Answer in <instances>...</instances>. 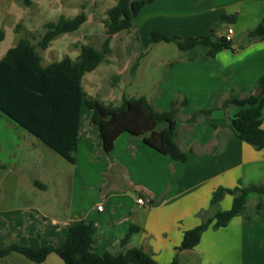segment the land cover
Here are the masks:
<instances>
[{"label":"crops","instance_id":"crops-1","mask_svg":"<svg viewBox=\"0 0 264 264\" xmlns=\"http://www.w3.org/2000/svg\"><path fill=\"white\" fill-rule=\"evenodd\" d=\"M103 2L106 3L101 12L114 6L117 0H30V3L0 0V29H4L5 21L10 20L0 43V59L21 37L26 36L27 31H37L36 23L29 26L24 23L25 8H28L26 12L34 8L58 14V17H73L82 10L86 11L87 21L78 30L61 34L47 48L38 49L43 66L61 62L66 57L76 60L80 55L78 44L95 46L90 42L88 30L82 35L79 33L84 27L101 26L93 22L90 7L93 3L100 6ZM221 14H237L234 22L224 23L218 35L224 34L232 26L235 31L233 41L238 46L236 50L223 49L215 57L190 59L205 56L207 50H195L201 45L190 51L178 48L180 55L169 61V71L157 85L156 93L162 92L161 101L146 97L156 108L166 110L159 102L165 101L167 92H178L181 95L179 100L185 98L189 102L191 96L201 101H220L233 88L241 96L251 94L258 78L264 73V39L247 41V32L264 18V0H153L147 3L135 19L132 37L122 36L117 41L119 33L115 34L110 42L112 52L94 70L83 75L85 91L115 107L122 105L125 95L141 96L136 93L133 81L137 79L143 63L154 48L164 49L168 46L163 43H173H152L151 31L159 30L183 38L208 34ZM18 24L23 25L24 32L20 29L16 31ZM103 29L105 31V27ZM105 38L104 32L100 46ZM30 39L38 43L37 39ZM142 52L143 57L133 72L132 66ZM162 63L165 64V61ZM189 92L195 94L189 95ZM169 98L172 103L173 97ZM225 109H228L227 113L222 108L217 110L222 115L212 112L209 120L202 117L193 122L189 119L192 114H187L182 121H177L178 144L189 154L187 161L179 162L153 149L141 137H132L126 132L117 138L113 151L105 154L100 130L90 123L92 112L83 103L75 161H69L72 167L66 181L68 199H73L75 192L72 173L80 177L77 187L87 195L88 189L97 185L99 196L105 200V204L104 210H98L101 203L98 197V214L93 215L90 210L82 211V215L75 220L65 213L62 225L67 228V233L71 222L94 221L98 227L95 235L97 251L104 253L107 250L120 251L121 239L132 226H136L139 229L132 232L126 246L143 247L161 264H171L177 253L181 264H190L191 260L196 264H264V208L251 220L236 216L225 227L215 229L211 225L196 247L176 250L183 240L184 231L194 228L218 209L231 207L233 196L230 194H226L217 205L211 203L213 191L218 186L264 184V150H256L235 135L231 120L239 108L229 106ZM2 117L7 119L0 112V121H3ZM15 127L23 129L19 125ZM32 143L38 146V154H41V145L46 144L43 141L39 142L41 145L36 144L33 140ZM50 149V152L43 151L50 161L38 164L51 167V156H61ZM57 160L60 162V159ZM6 162L11 164L10 161ZM13 164L16 165V162ZM49 180L40 170L33 183L35 187L47 190L51 183ZM53 181L52 184L55 183ZM103 187L109 189L102 192ZM140 196H143L144 203L138 202ZM251 199H256V203L260 199L264 201V194H249L247 212ZM90 204L95 209V203ZM254 210H257L256 205ZM105 220L109 222V227L114 222L119 225L118 228L112 231L103 229L101 224ZM50 242L58 245L53 239ZM16 260L13 258L12 263Z\"/></svg>","mask_w":264,"mask_h":264},{"label":"trees","instance_id":"trees-1","mask_svg":"<svg viewBox=\"0 0 264 264\" xmlns=\"http://www.w3.org/2000/svg\"><path fill=\"white\" fill-rule=\"evenodd\" d=\"M152 1L117 0L107 10V16L103 20L106 38L101 46L78 44L80 55L76 60L66 57L61 62L43 66L38 49L47 48L61 34L78 30L87 21L85 10L73 17L61 15L57 20L47 21L43 24V31H27L26 36L21 37L0 59V112L7 117L9 123L19 125L35 135L70 162L75 161L83 103L92 112L90 123L100 130L105 154L113 151L117 138L126 132L132 137H141L147 145L176 161H187L189 154L179 146L176 129L179 112L182 106L187 105V99L180 102L173 100L168 110H160L145 95H125L122 105L115 107L89 95L82 85L83 75L94 70L112 52V37L122 31H131L139 11ZM24 2L30 3V0ZM236 17L237 14H221L216 23L234 22ZM22 27V24H18L16 31ZM214 31L212 29L208 34L183 38L153 30L150 40L152 43L173 42L181 51H190L199 45L206 48L205 56L190 59L215 57L223 49L236 50L232 47L234 41L227 40L224 34L218 36ZM4 37L5 30L1 28L0 43ZM30 37L37 39L38 43H33ZM253 38L264 39V18L247 32V41ZM142 57L143 52L133 64V72ZM256 85L263 89L260 96L252 93L241 96L235 89H231L217 108L230 105L238 107L239 110L231 120L235 135L261 151L264 150V73L258 78ZM212 110L200 109L189 119L196 122L203 115L209 120ZM252 192L264 194V184L218 186L213 191L211 203L217 205L226 194H230L233 196L231 207L226 210L218 209L212 216L203 218L194 228L184 231L183 240L176 248L177 252L196 247L211 225L219 229L227 226L236 216L251 220L258 215L264 208L262 199L258 201L255 212L250 213L246 209L248 196ZM97 229L94 221H74L70 223L68 233L60 245L51 243L33 246L14 241L0 247V259L18 253L37 264H47L48 256L56 253L65 264H161L143 247L126 246L132 232L139 227L132 226L121 239L120 251L107 250L104 253L97 251ZM171 264H181L178 253Z\"/></svg>","mask_w":264,"mask_h":264},{"label":"rangeland","instance_id":"rangeland-1","mask_svg":"<svg viewBox=\"0 0 264 264\" xmlns=\"http://www.w3.org/2000/svg\"><path fill=\"white\" fill-rule=\"evenodd\" d=\"M21 1L24 2V0ZM54 1L55 0H51V2ZM105 3L106 2H103L100 6L98 3H93L90 7L93 11L91 12L94 16L93 22L95 24L100 23L101 28L91 25L90 27H84V30L79 33L82 35L85 33V30H88L90 42L94 43L96 47H100L105 32L103 29L105 27V25H103V20L105 19L104 17L107 16V11L101 12ZM25 9L27 10L28 8ZM26 10L24 11L25 25L29 26L32 23H36V27H38L37 31H43V24L47 21L57 20L59 18L58 14H52L43 9L35 10L34 8H30L27 12ZM8 23H10L9 19L5 21V31L8 28ZM223 25L224 23L218 24L215 20L211 29H215L214 32L219 35V31L224 27ZM20 31L24 32V28H20ZM133 31L134 29L119 33V37L116 40H120L122 36L132 37ZM163 44L168 47L164 49L154 48L140 68L137 79L133 81L138 95H145L149 99L151 98L155 101H161L162 99V92L156 93V90L158 83L165 78L169 71V61H172L173 58L180 55V50L175 43ZM195 50L204 51L206 48L204 46H199ZM163 60L166 65L162 63ZM233 89L237 92L236 88ZM169 93L171 94L170 96ZM167 94L168 95L165 96V101L159 102V105L163 106L166 110L171 106L169 97H173V100L181 101L178 99L181 96L180 93L167 92ZM194 94L195 92H189V95ZM191 97L190 102L187 101V105L181 107L177 121H182L184 115L193 114L200 109L208 107L213 109V114L222 115L221 112L217 111L221 108L226 113L228 111V109L226 111V107L217 108V106L221 105L223 99L220 101L217 99L216 102H213V100L211 101L209 99L201 101L196 100L197 98L194 96ZM230 106L236 108L234 105ZM202 117L205 118V116L200 115L198 119ZM1 119L3 121H0V247L14 241L25 245H46L51 244V239L55 240L58 245H60L64 240V235H67V228L62 225L65 219L64 214L67 213V217L74 220L78 219L80 217L79 215H82V211L90 210L93 215L98 214L97 205L99 202L97 203V198L100 197L99 188L97 185L92 186L88 189V195L85 194L83 189L77 187L80 177L71 173V176L75 179V192L73 199H68L69 193L66 181L71 172L70 168L72 164L59 155H50L53 159L51 167L38 164V162H43L45 160L50 161V158H47V155L44 154L43 151L48 150V152H50L51 149L47 145L42 143L41 145L39 143L41 141L37 137L9 123L5 117ZM32 140L36 142V144L42 146L41 150L43 151L41 154H38L39 148L37 150L38 146L33 144ZM249 145L252 146L251 144ZM57 159H60V162H58ZM5 160L10 161L11 164L5 163ZM35 161H37V163H35ZM14 162H16V165L13 164ZM40 170H42L46 179H51L49 180L51 181L50 187L47 190L37 188L33 183V178L39 175ZM56 178L57 180L53 181ZM52 181L55 183L52 184ZM102 189V192H104L109 188L103 187ZM135 195L138 194L135 193ZM100 200V204L104 206L105 200H103L102 197H100ZM90 203H95V209L91 208ZM257 203L256 199L250 200L248 203V210L250 213L254 210L255 205L257 207ZM253 212H255V210ZM91 219L92 218H89L88 220ZM108 223L107 220L103 221L101 227L112 231L119 226L112 222L113 225L109 227ZM13 258L18 259L14 264H37L18 253L0 259V264H13ZM47 263L65 264L63 259L56 253H52L48 256ZM190 264H196V262L191 260Z\"/></svg>","mask_w":264,"mask_h":264},{"label":"built area","instance_id":"built-area-1","mask_svg":"<svg viewBox=\"0 0 264 264\" xmlns=\"http://www.w3.org/2000/svg\"><path fill=\"white\" fill-rule=\"evenodd\" d=\"M234 34H235V31H234L233 27L230 26V27L227 28L226 32L224 33V36L226 37L227 40L233 41ZM138 202L139 203H144L145 200H144V198L139 197L138 198ZM98 210H101V211L104 210V206L102 204H99L98 205Z\"/></svg>","mask_w":264,"mask_h":264},{"label":"water","instance_id":"water-1","mask_svg":"<svg viewBox=\"0 0 264 264\" xmlns=\"http://www.w3.org/2000/svg\"><path fill=\"white\" fill-rule=\"evenodd\" d=\"M232 47L237 48L238 46H237V44H233ZM262 92H263V89L260 86L256 85V86H254L252 94L255 96H260Z\"/></svg>","mask_w":264,"mask_h":264},{"label":"clouds","instance_id":"clouds-1","mask_svg":"<svg viewBox=\"0 0 264 264\" xmlns=\"http://www.w3.org/2000/svg\"><path fill=\"white\" fill-rule=\"evenodd\" d=\"M225 66H227V63L225 64Z\"/></svg>","mask_w":264,"mask_h":264}]
</instances>
